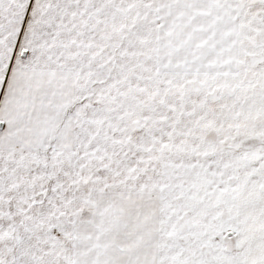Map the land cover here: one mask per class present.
<instances>
[{
    "label": "snow or ice",
    "instance_id": "obj_1",
    "mask_svg": "<svg viewBox=\"0 0 264 264\" xmlns=\"http://www.w3.org/2000/svg\"><path fill=\"white\" fill-rule=\"evenodd\" d=\"M0 264H264V0H0Z\"/></svg>",
    "mask_w": 264,
    "mask_h": 264
}]
</instances>
